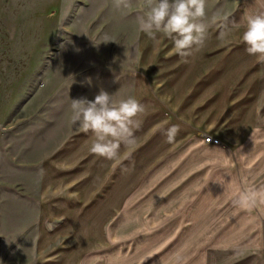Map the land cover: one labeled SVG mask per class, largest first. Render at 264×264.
<instances>
[{
    "label": "rangeland",
    "instance_id": "obj_1",
    "mask_svg": "<svg viewBox=\"0 0 264 264\" xmlns=\"http://www.w3.org/2000/svg\"><path fill=\"white\" fill-rule=\"evenodd\" d=\"M144 11L145 0H131L128 8H117L115 0H0V264H32L45 171L79 138L92 143L93 133L73 122L70 98L92 100L103 88L116 103L130 95L143 106L163 103L159 76L174 75L166 74L170 65L157 59L169 55L171 39L157 33L154 40L140 30L138 17ZM261 12L264 0H206L202 22L216 36L234 30L242 34L247 17ZM229 48L232 55H241L247 45L239 37ZM149 60L151 66L145 70ZM167 116L168 107H152L137 116L141 126L135 130L131 152L141 155L134 161L128 162L129 157L111 166L89 146L86 161L72 164L71 174L86 187L85 195L98 185V264H190L192 250L223 245L217 220L222 211H213L216 220L209 212L190 230L192 212L163 201L178 186L199 187L204 173L192 178V161L221 159L229 152L220 146H178L141 176L128 203L111 214L125 194L115 191L127 185L130 189L156 156V143L165 136L156 125ZM204 136L212 138L206 132L198 139ZM127 146L121 144L120 151ZM198 165L193 170L204 169L201 162ZM220 169L218 163L212 166L208 179L222 181L223 173H215ZM170 202L172 207L166 208ZM230 212V221L238 217V211ZM208 229L213 230L211 239L202 241ZM202 260L258 264L240 246Z\"/></svg>",
    "mask_w": 264,
    "mask_h": 264
},
{
    "label": "crops",
    "instance_id": "obj_2",
    "mask_svg": "<svg viewBox=\"0 0 264 264\" xmlns=\"http://www.w3.org/2000/svg\"><path fill=\"white\" fill-rule=\"evenodd\" d=\"M237 31L241 32L234 30V33L218 36L207 32L204 46L198 51L193 50L192 55L186 58L172 53L173 42L170 40L169 55L157 60L170 65L165 73L174 77L169 78L165 74L159 76L163 79L159 93L161 99L164 98L163 103H146L144 113H148L152 107H168L170 116L165 119L160 117L156 126L165 131L175 124L179 125L180 131L171 144L166 136L157 141L156 156L130 189L127 185V190L115 191L125 194L118 200V207L111 210L113 214L124 201L128 203L136 192L133 189L141 176L153 164L166 159V155L178 146H201L204 149L220 146L228 151L221 159L209 157L198 161L194 156L196 159L192 161L189 173L192 178L198 177L199 172L204 173L202 180L198 181L199 187L181 185L163 199L164 202L174 201L177 210L192 212L189 218L192 223L188 224L191 225L190 230L209 212L222 211L217 220H221L223 234L218 240L223 245L210 250H192L190 264H204L202 259L206 255L213 256L217 251H227L237 246L246 256L255 257L258 264H264V203H257L250 210L241 209L235 204L240 192L252 187L264 188V61L249 55L247 51L232 55L229 47L241 35ZM219 47L221 50L216 52ZM145 63L147 70L151 62ZM206 132L213 139H218L217 146L203 143L202 137L198 139ZM89 146L86 139L79 138L77 143L69 144L62 155L54 157L45 171L39 198L37 232L33 239L32 264H98V185L85 195L86 187L79 186L81 180L76 181L77 175L71 174L75 166L73 163L86 161ZM133 147L130 145L120 151L121 160L130 157L127 161H134L136 156L141 155L133 154ZM148 158L149 155L145 160ZM198 162L203 164L201 171L193 170L194 167L198 168ZM111 163L112 166L115 162ZM217 163L222 169L215 173H223V180L211 181L208 174ZM172 203L166 208H171ZM231 209L234 214L238 211V217L233 222L230 221ZM204 210L207 213L200 216ZM213 216L216 220L215 214ZM212 233L213 230L208 229L206 237L201 240H210ZM101 238L104 241L102 234Z\"/></svg>",
    "mask_w": 264,
    "mask_h": 264
},
{
    "label": "clouds",
    "instance_id": "obj_3",
    "mask_svg": "<svg viewBox=\"0 0 264 264\" xmlns=\"http://www.w3.org/2000/svg\"><path fill=\"white\" fill-rule=\"evenodd\" d=\"M115 6L128 8L131 0H115ZM205 15L206 0H145V11L138 22L140 30L150 38L155 40L159 33L171 39L172 53L186 58L205 44L207 26L202 22ZM240 39L247 45L249 55L264 61V12L247 17ZM70 107L73 122H79L84 131L93 133L90 151L120 164L121 144L136 143L134 133L141 126L137 116L144 112L140 101L130 95L116 103L113 94L101 88L92 100L85 96L70 98ZM179 131V125L167 127L164 135L169 144L175 141ZM257 203H264V188H249L235 200L244 210L252 209Z\"/></svg>",
    "mask_w": 264,
    "mask_h": 264
},
{
    "label": "built area",
    "instance_id": "obj_4",
    "mask_svg": "<svg viewBox=\"0 0 264 264\" xmlns=\"http://www.w3.org/2000/svg\"><path fill=\"white\" fill-rule=\"evenodd\" d=\"M203 143H205V144H213V145H217L218 144V141H216L215 139H213V138H207V137H203Z\"/></svg>",
    "mask_w": 264,
    "mask_h": 264
}]
</instances>
